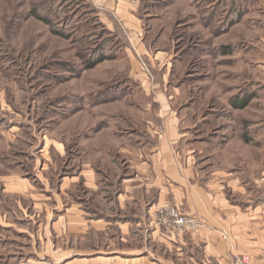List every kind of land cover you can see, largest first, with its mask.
<instances>
[{"label":"rangeland","instance_id":"374dc122","mask_svg":"<svg viewBox=\"0 0 264 264\" xmlns=\"http://www.w3.org/2000/svg\"><path fill=\"white\" fill-rule=\"evenodd\" d=\"M119 1L129 3L126 12L132 18L116 15V5L109 8L100 0H0V179L15 175L21 180L10 186L29 183L32 188V195L24 197L4 191L0 181V214L7 221L14 217L7 207L18 204L44 209L70 205L78 186L66 175L82 162L109 169L106 146L119 143L125 131L145 130L160 104L157 93L149 95L150 89L132 73L130 54L137 38L170 53L160 69L158 60L133 51L146 80L159 84L157 91L167 97L175 96L185 126L203 122L202 111L208 108L226 110L228 131L220 133L212 116L208 126L201 123L206 129L201 134L213 139L206 150L204 144V153L212 155L216 166H239L222 153L218 140L233 139L242 130L238 115L263 112L262 87L255 105L238 111L230 107L236 88L262 76L253 62L254 54L264 50V29L254 21L255 14L245 12L219 34L208 11L219 0ZM118 9L120 13L122 6ZM103 12L119 30L105 31L104 23H111ZM123 44L129 45L128 57L120 50ZM222 45L237 46L226 62L213 55V48ZM102 49L108 56L85 66L102 56ZM156 125L164 129L163 123ZM36 219L44 218L40 214ZM4 233L12 237L10 230ZM244 258L237 264H247Z\"/></svg>","mask_w":264,"mask_h":264},{"label":"crops","instance_id":"0c3cea01","mask_svg":"<svg viewBox=\"0 0 264 264\" xmlns=\"http://www.w3.org/2000/svg\"><path fill=\"white\" fill-rule=\"evenodd\" d=\"M100 2L109 8L116 5L118 12L122 6L116 15L133 16L126 12L127 1ZM219 3L223 13L213 18L219 34L227 32L249 11L255 14L258 27L264 29V0ZM227 4L232 5L230 16ZM227 16L232 21L229 26ZM108 19L111 24L104 23L105 26L115 32V19ZM119 21L124 26V20ZM123 30L130 32L125 26ZM128 46L123 44L120 48L126 56ZM133 46L137 54L146 55L145 59L158 60L160 69L170 61L169 52L152 48L141 38ZM217 47H212L215 59L226 62L225 57H233ZM134 49L130 54L132 73L145 90L150 89L149 95L157 93L160 108L153 109L145 130L125 131L119 143L106 146L112 165L108 163L109 169L82 162L80 169L66 175L69 182L75 181L78 186V197L70 205L45 209L21 204L7 207L14 217L7 221L0 214V264H237L244 256L247 264H264V108L262 114L254 112L251 117L238 115L239 122L245 124L242 130L233 139L218 140L222 153L234 158L239 166H216L212 155L204 153V144L206 150L213 139L201 133L206 132L203 125H209L211 116L219 122L216 129H221L220 133L228 131L231 126L225 122L226 110L207 107L201 114L203 122L185 126L184 110L174 107L175 96L167 97L157 91L159 84L151 85L146 80ZM206 52L211 57L212 51ZM253 62L261 78L236 88L235 95L251 94L248 104L255 105L262 87L260 105L264 106V50L254 54ZM157 123H163L164 129L158 128ZM14 179L21 180L15 175H6L7 182L0 179L4 191L24 197L32 195L29 183L24 188L10 186L16 184ZM165 203L200 218L201 230L194 235L172 236L154 227L151 212ZM40 214L44 219L38 221L36 215L38 218ZM6 230L12 237L5 236Z\"/></svg>","mask_w":264,"mask_h":264},{"label":"built area","instance_id":"2783aa9c","mask_svg":"<svg viewBox=\"0 0 264 264\" xmlns=\"http://www.w3.org/2000/svg\"><path fill=\"white\" fill-rule=\"evenodd\" d=\"M151 223L154 227L162 229L165 234L182 236L194 235L203 226V221L195 215L182 212L171 203L158 205L151 212ZM226 239V235H222Z\"/></svg>","mask_w":264,"mask_h":264},{"label":"trees","instance_id":"16d2710c","mask_svg":"<svg viewBox=\"0 0 264 264\" xmlns=\"http://www.w3.org/2000/svg\"><path fill=\"white\" fill-rule=\"evenodd\" d=\"M214 6H211V7H209L208 9V11H211L210 13H209V17H210V19H212V18H215V17H219L220 16V14H222L223 12H222V10H220V3L219 2H216L215 4H213ZM226 7L228 8V13H227V15L228 16H230L229 15V11H230V9H232V5H230V4H227L226 5ZM228 16L226 17V25L227 26H229L230 24H232V21L228 18ZM105 26V25H104ZM105 31L106 32H110V30L105 26ZM234 47H231V46H229V45H222V46H220L219 47V49H221V52L222 53H228V54H231L232 52H231V50L233 49ZM104 49H106V48H104ZM97 53L96 54H98V53H101V52H99V51H96ZM93 53V52H92ZM102 56L101 55H97V57L95 58V62L94 61H92V62H89L88 64H86L85 66H89V67H91L93 64H95L96 62L97 63H99V62H101V61H103L108 55L106 54V51H104L103 49H102ZM95 55V54H94ZM84 60V59H83ZM84 65V64H83ZM250 99H251V94H243L241 97H239V96H234V97H232L231 99H230V107L232 108V109H243V108H245L247 105H248V103H249V101H250Z\"/></svg>","mask_w":264,"mask_h":264}]
</instances>
